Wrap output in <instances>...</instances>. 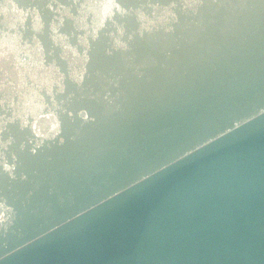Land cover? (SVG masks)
Segmentation results:
<instances>
[{"label":"water","instance_id":"water-1","mask_svg":"<svg viewBox=\"0 0 264 264\" xmlns=\"http://www.w3.org/2000/svg\"><path fill=\"white\" fill-rule=\"evenodd\" d=\"M0 264H264V0H0Z\"/></svg>","mask_w":264,"mask_h":264}]
</instances>
